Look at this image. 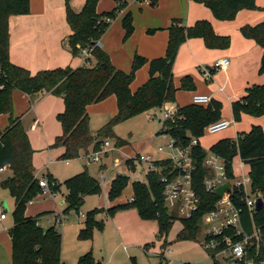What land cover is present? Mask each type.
<instances>
[{"label":"trees","instance_id":"1","mask_svg":"<svg viewBox=\"0 0 264 264\" xmlns=\"http://www.w3.org/2000/svg\"><path fill=\"white\" fill-rule=\"evenodd\" d=\"M72 0H66V20L72 34L64 40V46L74 57H80V52L86 48H94L103 35L110 28L118 13L125 8V1L116 0L118 7L110 12L100 13L98 6L102 0H87L83 10L76 13L71 8ZM208 8L217 20L233 21L241 10H259L257 0H192ZM30 0H0V115L9 117V125L5 130L0 128V168L8 167L12 177L2 183V187L9 190L15 200L13 213L14 226L9 230L12 240V264H63V237L56 227L45 231L40 223V216L27 217L26 212L30 203L34 202L43 189L40 180L35 176L33 155L30 139L20 118L14 117V94L19 91L27 96L41 93L61 98L65 104V111L58 115L57 120L62 126L63 134L55 140L51 148H64L62 158L75 160L82 155L89 156L92 148L94 153L102 152L106 138L115 136V128L121 122L134 118L154 109H161L164 104L176 101L177 89L174 85L173 67L180 47L191 39H203L208 49L226 50L230 47L229 37H222L215 33L212 25L207 21L198 22L193 28H187L178 22H173L168 28L169 42L165 57L154 60L136 55L133 60L132 71L127 74L115 67L110 56L100 48L93 50L88 59V65L76 69L59 68L40 71L32 75L28 70L14 65L10 61V31L9 21L14 16L30 14ZM123 26L128 39L134 32L133 17L125 15ZM155 31H150L154 34ZM242 35L256 42L264 50V23L255 27L245 26ZM149 65V80L137 91L131 86L137 72ZM261 74L264 73L262 67ZM182 90L194 91L195 85L190 77L181 81ZM115 97L117 100V114L98 132L95 138L90 127L89 107ZM236 122H240L242 115L264 117V86L250 88L241 100L232 105ZM223 107L212 101L208 106L191 104L180 108L181 119L168 124L166 134L181 147H193L192 152L196 163L194 173V188L198 193L201 205L198 213L191 220H180L169 212L165 203L164 184L162 177L167 174L169 161L156 162L157 171L147 175V183H133V203L119 205L108 212L114 215L118 210L136 207L143 220L158 222V240H163L165 251L168 245L167 237L175 222L180 221L183 229L178 239H197L203 232L202 218L213 211L220 197L208 192L204 186L208 170L204 166L207 152L202 148L199 140L211 124L222 120ZM235 139L220 141L210 151L222 157L226 162L228 178L233 181L232 162L240 156L241 160L250 167L253 193L264 199V130L254 126L249 133H242ZM198 140L197 146L192 141ZM127 142L117 138L116 146H125ZM50 191L57 193L60 185L48 177ZM68 195L67 211H79L84 199L88 195L101 192L100 183L91 177L87 171L66 181ZM129 184L127 176L118 175L113 181L109 199L115 201L120 198ZM236 205L242 209L241 222L244 233L253 236L256 233L260 241L251 240L247 247L245 263L264 261V208L252 214L246 203L242 202L243 194L235 190ZM102 210H95L88 215L86 227L80 236L92 239L94 228L99 225L96 216ZM244 237V236H243ZM243 237L238 238L242 240ZM167 244V245H166ZM149 245H146L148 248ZM214 264H222L216 258V253L210 252ZM77 264H98L91 253L82 256Z\"/></svg>","mask_w":264,"mask_h":264},{"label":"crops","instance_id":"2","mask_svg":"<svg viewBox=\"0 0 264 264\" xmlns=\"http://www.w3.org/2000/svg\"><path fill=\"white\" fill-rule=\"evenodd\" d=\"M30 1V14L14 16L9 21V55L11 63L28 70L32 75H35L40 71L55 70L59 68L64 69L68 67L76 69L84 66V63L81 64V61L79 60L80 57H74L63 43L64 40L72 34L66 20V0ZM86 1L87 0H72L70 3L71 8L76 13H80L83 10ZM126 1L127 0L124 2L125 7L127 6ZM137 1L141 2L144 0ZM146 1H149V5H147L148 3L146 4L148 7H140L139 10H136L138 12H136L137 14H133L128 10L133 17L134 26V32L128 39L125 38L126 32L123 26L124 17L128 14H124L125 11L127 12V7L126 10L123 9L118 13L117 18L113 20L110 28L100 40L102 43V50L110 56L115 67L129 74L132 71L133 60L136 55H140L149 61L165 57L169 42L168 28L175 21L187 28H193L200 21H207L212 25L217 35L229 37L231 45L226 50H211L206 47L203 39H191L185 42L179 49L173 67L174 85L178 90L176 93V101L169 103L175 104L180 109L193 104L192 101L194 96L204 95L211 97L212 101L218 102L222 105V120L232 121V126L226 130L227 132H231L222 135L208 149H206L199 140L202 148L205 150H210L220 141L235 139L239 134L249 133L254 126H260L264 130V117L256 118L244 114L242 115L241 121L236 122L232 109L233 103L241 100L250 88L254 86H264V73H260L263 67L262 61L264 58V50L258 46L255 41L246 39L241 33V29L245 26L255 27L264 23V11L243 10L237 14L233 21H220L217 20L213 13L204 5L192 0ZM256 4L259 8L264 10V0L263 2L257 0ZM103 6H105V4L102 0L98 6V11L100 13L114 10H104L102 12L100 9H105ZM111 7L112 4L110 3L109 8ZM150 31L155 32L154 34H150ZM224 58H227L230 61L227 70L219 71L215 69L216 62ZM206 72L211 74V80L205 78ZM186 77H190L193 80L195 85L194 91L180 89L181 81ZM149 78V65H146L137 72L135 81L131 86L132 91H137L149 80ZM25 96L29 98L31 104L29 108V111H32L33 116L31 124L24 126V122L28 121L26 117L27 115L23 112L18 113L15 110V102L14 117L21 119L27 132L32 148L35 151L33 155L35 176L37 179L41 180L43 178H48L49 176L42 174L43 177L39 178L37 175L38 170L43 169L45 164L49 165L54 160H59L65 152L64 148H51L54 145L55 140L63 134L62 126L57 120V117L65 111V104L63 99L46 93H41L32 97ZM34 98L39 99L35 105L31 102V99ZM117 111L118 107L115 97H111L102 103L92 105L89 107L90 123L93 113L97 115V112L101 114L110 112L113 113V118L117 114ZM150 117L158 119L157 115ZM6 118V124L2 126L3 128L0 127L2 130H5L9 125V117L6 116ZM31 134H35V138L31 137ZM158 136H160L159 133ZM106 142L108 141H105V143ZM102 152L107 154V150ZM99 153L93 152L95 156L93 158L90 153L89 156H85L88 157V162L92 163L93 160L95 161V158ZM138 157L139 156H137V158ZM151 159L153 161L152 157ZM40 160H42V162H40ZM236 161H239V163H236ZM129 162L132 163L133 167L136 166L135 163L137 162L140 163V165H143L142 162L135 160L134 158L133 160L127 161V163ZM241 163L239 157L235 158L234 172L236 177H241L243 174L250 173V167L245 165L244 168H241ZM101 168H103V166H101ZM147 169L148 175L151 173L149 164ZM9 171L10 169L5 167V171L0 172V198L3 197L1 195L5 191V188L2 187V183L12 177V174L8 178L5 175ZM118 175L121 174H116L112 178L111 186ZM135 182L143 184L147 183V181L142 182L140 180L134 181L133 183ZM40 198L41 197L37 198V200ZM34 202L30 203L29 206L32 207ZM105 202L107 206L99 209L110 210L119 205L128 204L130 201L125 204H117V206H113L114 204H110L111 202H109L108 196H106ZM64 203L66 208H68L67 201ZM29 206L26 212L27 217L36 218L40 216V221L43 217L56 213V211L46 208L29 210ZM6 221L0 222V264H12V240L9 235V230L14 224L9 226L5 224ZM113 222L115 224L118 238L122 240L125 245L126 243H129V241L134 243V245H148V243H151L155 235L159 233L158 223H149L139 220L137 211L119 213L113 219ZM131 222L138 225L141 229L151 227V230L149 231V239L140 241L145 232L137 234L134 231ZM60 233L62 234V232ZM152 243L156 245L155 242ZM161 243L162 242H160V244ZM161 250L162 252L164 251L163 248H161ZM84 253L80 254L79 259L89 252ZM62 261L63 264H65L63 259Z\"/></svg>","mask_w":264,"mask_h":264},{"label":"rangeland","instance_id":"3","mask_svg":"<svg viewBox=\"0 0 264 264\" xmlns=\"http://www.w3.org/2000/svg\"><path fill=\"white\" fill-rule=\"evenodd\" d=\"M260 1L263 2V0ZM103 2L105 4V6H103L105 9H100L102 12L118 7L116 0H103ZM110 3L112 4L111 8H109ZM126 4L127 6L124 9L126 10L127 7L128 9L124 14L129 13L128 10L135 14L137 12L136 10H139L140 7L149 5V1L144 0L139 2L137 0H127ZM244 11L264 10L259 8V10L245 9ZM79 60L81 64H83V58L80 57ZM38 101L39 99H31L33 105L37 104ZM14 102L15 110L18 113L23 112L27 115L28 121L24 122V126L30 125L33 116L32 111H29L31 106L29 98L21 92H16L14 94ZM153 115H157L158 119L150 117ZM112 116L113 113L110 112H105L104 114L97 112V115L94 113L92 114L90 127L95 138L98 137V132L102 126L107 124ZM163 121L164 119L162 118L160 109H154L140 114L134 118L121 122L115 128V136L104 139L110 143V147L106 149L107 154H105V152H100V160L98 162L93 160L92 163H89L87 160L88 157L82 155L75 160L66 158L54 160L51 164H45L43 169L38 170L37 175L39 178L43 177L42 174L49 176L60 185V189L56 194L53 192L48 195L41 194L39 196L41 198L38 200L36 199L33 203L34 205L32 207L29 206V210L46 208L56 211L54 214L43 217L40 221V225L45 231L50 227H56L62 232V259L65 261V264H76L80 254L84 252L91 253L94 261L100 264H214L209 251L204 247L205 237L202 233L197 239H178V235L183 229V224L180 221L175 222L170 230L167 237L168 245L166 244V250L162 252L161 248L164 239L159 241L157 237L158 233L152 239L151 243H148L149 249H146L147 244L145 246L134 245V243L129 240V243L125 245L123 241L118 238L113 219L119 213L137 211L139 220L149 223H158L157 221L143 220L136 207L118 210L114 215H111L108 209H99L107 206L105 197L108 196L109 199L108 192L111 188L110 184L114 175L121 174L127 176L129 184L120 198L115 201L109 199V202H111L110 204H114L113 206L125 204L130 201L134 195L132 185L134 181H147L148 164L142 162L143 165H140V163L137 162L135 163L136 166L133 167L131 162L127 163L128 160H133V158L136 160L137 156H151L153 161L168 159L169 153L166 150L164 153H159L158 151L160 147H166L172 139L168 136L165 140L162 135L158 136V133L163 129ZM6 122V116L0 115V127L6 124ZM230 132L231 131H226L215 135L205 133L204 136L200 138V141L202 145L208 149L222 135ZM30 136L35 138L36 135L31 134ZM117 138L126 141L128 144L121 147L116 146ZM89 151L91 157H95L92 148H90ZM40 162H42V160H40ZM236 163H239V161H236ZM101 166H103V168H101ZM85 171H87L91 177L96 178L101 184V192L99 194L86 196L79 211H67L68 208H66L64 203L68 192L65 183L69 178L71 179ZM11 174L12 172L10 170L5 175L8 178ZM1 196L3 197L0 198V201L8 213V219L5 224L9 226L13 225L15 200L7 189H5ZM95 210H102V212L96 216V221L99 225L94 228L92 239L82 238L80 234L86 227L88 215ZM131 225L137 234L145 232L140 241L149 239L151 227L141 229L133 222H131ZM152 242H155L156 245ZM160 242L162 243L160 244ZM219 260H222V258Z\"/></svg>","mask_w":264,"mask_h":264},{"label":"built area","instance_id":"4","mask_svg":"<svg viewBox=\"0 0 264 264\" xmlns=\"http://www.w3.org/2000/svg\"><path fill=\"white\" fill-rule=\"evenodd\" d=\"M125 1V0H124ZM122 1L121 4L124 2ZM95 48L102 49L101 41H98L94 48H86L81 50L80 57L83 58L84 65H88V59L92 57ZM230 61L227 58L218 60L215 64V69L219 71L227 70ZM2 70L0 69V75ZM205 78L211 80L212 76L209 72L205 73ZM193 104L208 106L212 99L209 96L196 95L193 97ZM179 108L172 103H166L161 108L163 121V129H167L168 124L175 123L181 119ZM152 118V117H151ZM232 121L220 120L217 123L211 124L205 130V133L215 135L228 130L232 126ZM35 128V127H34ZM164 139L168 135L160 134ZM235 140L238 139L237 137ZM198 140L192 141V146H197ZM110 146L106 142L102 147V151ZM193 147H181L176 144V141L171 139L166 147H160L159 152L164 153L165 150L169 153L168 159L170 162V169L162 177L164 184V196L166 207L169 212L176 215L180 220H191L199 211L201 200L194 188V173L196 172V163L192 152ZM207 157L204 162L208 174L204 181L206 190L210 193H216V190L230 182L229 188L220 197L216 207L213 211L205 214L202 218V234L205 237L204 247L206 250L216 253V258L222 264H264V261L256 263L250 261L245 263L247 254V247L251 240L256 239L260 241L259 234L253 236L246 235L242 228L241 213L242 209L236 205L235 190H239L244 198L242 202L246 203L252 214L256 213V195L252 191V180L250 173L243 174L241 177H236L234 172V160L232 162V172L234 180H229L228 170L225 160L219 155L206 150ZM100 153L97 154L95 161L98 162ZM239 159L241 160L240 156ZM236 157V158H237ZM136 160L148 163L151 172L157 171L156 163L152 161L151 157L139 156ZM240 167L244 168L245 163L241 160ZM248 166V165H246ZM5 167L0 168V172H4ZM40 186L43 189V194L51 193L48 178L40 180ZM131 198L129 203H133ZM7 212L0 201V222L7 220ZM40 225V223H39ZM244 236V237H243ZM243 237L242 240L238 238ZM222 258V260H219Z\"/></svg>","mask_w":264,"mask_h":264},{"label":"water","instance_id":"5","mask_svg":"<svg viewBox=\"0 0 264 264\" xmlns=\"http://www.w3.org/2000/svg\"><path fill=\"white\" fill-rule=\"evenodd\" d=\"M262 66L264 67V58L262 61ZM229 186H230V182H227L224 186H221L216 190V194L219 197H222L223 194L226 192V190L229 188ZM255 203H256V211H259L262 208H264V199L259 194H256V202Z\"/></svg>","mask_w":264,"mask_h":264}]
</instances>
